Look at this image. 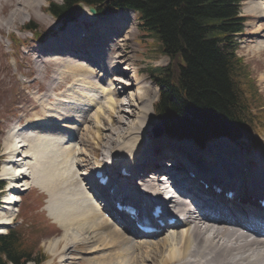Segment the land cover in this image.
Segmentation results:
<instances>
[{
  "label": "bare ground",
  "instance_id": "obj_1",
  "mask_svg": "<svg viewBox=\"0 0 264 264\" xmlns=\"http://www.w3.org/2000/svg\"><path fill=\"white\" fill-rule=\"evenodd\" d=\"M16 1L19 2V7L15 8L13 13L16 16L20 14L21 18L25 12L22 8H25L26 11L33 10L36 6L34 8L32 6L36 5L37 2V0ZM258 3H260L261 8L264 10L261 5L263 1L259 0ZM257 9H260L259 6ZM257 9L256 13L259 14ZM90 16L92 15L85 8L80 14L77 22H75L78 23V25L75 24V26L72 25L68 27L64 35L46 43L43 47L47 45L48 49L56 50L62 56H67V54H64V48L73 52L68 56L73 58L75 62L72 64L66 62L69 65H66V68L64 66V69H70L71 67L78 71L79 81H81L82 84L86 83L94 87L100 84L103 86L100 88V93L105 90V98H108V102L107 105H103L102 110L96 114L93 127L99 128L100 126H97L98 123H100L106 126L104 128L107 132L94 136L93 138L96 140L95 143L97 145L103 140H107L106 142L108 143H114V146L109 148V155L111 154L113 162L118 166V168L111 173L113 177L118 175L121 168H123L122 166L127 167L125 171L128 175H125L120 185H116V197L123 201L131 202L137 208H141L142 204L139 202L135 203V201L138 200L136 196L129 197L128 195L122 194L121 191L125 185L128 189H132V187H141L157 199H159L167 189L170 193L172 203L169 207V212H172L170 215L177 218L179 215H184L185 218L180 219L179 224L176 225V227L178 226L182 229L179 234L174 232V230L177 229H172L173 231L170 230L171 232L165 235H163V233V236L160 235L161 237L159 236L155 241L153 240L154 238H141L139 237L141 234L138 235V231H135L130 225L125 229L118 228L114 222L117 217L113 211L108 209L111 215L108 217L105 216V211L98 203L101 198L104 199L107 197L108 194L106 190H104L105 195L102 197L94 187V184H92L94 178H81L84 175L80 173L77 178L86 181L84 183L85 188L81 183H78L85 195H83L85 206L77 210H79L78 215H81V219L86 226L80 232H83L82 234L84 236L82 235L83 237L79 242L82 243L83 250L85 251L89 249L88 244H90V248L93 249L96 248L94 244L98 242L99 248L93 249L91 251L92 253L103 250L105 245H112V250H109V252L105 253L103 251L101 255L97 254L96 257L91 256L90 258L83 259L84 264H147L157 261L160 264H264V213L262 216L259 212L253 211L248 205H239L236 207L221 206L217 205V203L208 202L204 198L198 206L197 204H192V206L189 205V200L184 201L182 199L183 196L191 194L189 189L185 187L186 181L181 180L178 186L175 184L178 176L182 173L180 169L177 170L175 176L171 173L170 176L162 178L166 181L161 180L160 177L157 176L146 178V176H149L147 174L150 170L164 172L167 168L163 165V159L161 158L156 160L147 158L143 160L149 145L146 144L141 135L145 132L146 122L150 119L148 104L153 100L154 93L151 91L149 85H146L145 88L143 87L142 91L128 93L129 89L131 90L130 87L133 84L137 86L139 81L134 79L132 80L133 82H129L125 79L127 74H129V69H121L123 64L129 60V58H126L127 60L125 59V61L120 59L125 53V41H129V39H133L134 37L131 16L126 11H118L107 16L104 15L99 18L96 27L88 30L84 26V22L89 21L87 18ZM260 30V32H264V28ZM82 32H85L87 36H82ZM120 35L124 38L118 40ZM120 41H122L123 44H121ZM117 44L120 45L116 47ZM77 45L88 49H92L93 47L95 53H92V55L95 56L96 54L98 60H95L92 69L85 66L87 63L85 61L87 60L83 61L82 59H89V57L82 56V52ZM84 54L90 55L91 53L85 52ZM51 55H53L54 58L59 57L57 53ZM37 57L40 61L45 60H43L39 54ZM66 58L68 59V57ZM106 58L107 62L105 63ZM132 62H134V59ZM96 76H100L99 83L91 80L92 77L95 78ZM87 99L86 97V101ZM99 99H101V96ZM61 103L63 104L62 106L67 109L70 107L72 108L71 104H67L66 102ZM126 106L133 107L134 109H126ZM75 108L77 111L80 109L78 107ZM79 111L81 112L80 116L82 115L79 117L80 120L76 118L69 120L71 118H68V122L71 121L69 123L81 121V118H83L84 123L89 121L88 116H85V111L83 109ZM104 113L107 114V117H105ZM127 114L134 116L136 121H134V119L129 121L130 116ZM44 116L36 122L25 124L23 127V129H25L23 131L20 129L19 132L17 129H12L5 135L7 153L10 157L3 162L0 168V176L9 181L7 188L8 196L6 195L3 198L0 208V225L3 227L12 221V216L14 214L13 207L19 199V197L17 198L14 196L15 193L26 191L32 186H37L42 191L44 190L43 186L47 188L43 183V181H45L44 177L42 179L38 175V171L35 170V167L43 164L44 154H47V157H49L51 152H59L62 150L77 157L78 160L76 161V165L79 163H83L84 165V163H86V152L77 151L72 142V140L79 136L78 131L76 132L77 135H74L73 127L75 126H70L66 119L62 120L60 116L56 118H50L48 116H45L48 118H44ZM66 129H69V131ZM90 135L91 136L85 135L87 139L83 140V143L88 146L90 141H93L92 131H90ZM130 136L133 138L132 141L128 139ZM122 138H125V140L122 141ZM160 139H162V137ZM217 141L225 142V145L229 147L227 153L231 154L233 148L231 143L226 139H217ZM183 143L184 146L182 149L176 146L172 147V150L178 153V160L183 161L182 164H180L181 169L184 168L183 165L189 167L187 170L190 168H195V170L199 169L205 176L208 175L206 177L207 180L218 181L224 185H226L227 180L221 174L222 172L225 175L232 174L239 176L243 179L244 184L237 186V194L243 195L245 200H248L250 194L256 195V197L264 195V160L258 163V167L251 168L250 171L245 174L242 173V168L245 166V163L240 165L236 160L230 161L225 158L223 153L220 154V156L216 152L218 156L215 155L214 153L217 147L214 145L209 147V155L207 156L206 152H201L198 155V151L202 150L196 149L190 142L184 141ZM117 155H120L121 158H116ZM190 156L199 158L202 162L197 163L193 160L190 161ZM174 166L176 165L170 164L169 167L173 168ZM98 168L105 170V167L98 163L92 173ZM131 172L135 174H131ZM136 174L141 178L139 182L136 181L138 182L137 185L131 183V180ZM216 175L219 176L217 177ZM24 178H26V180ZM87 185H90V188H86ZM160 185H163V187H160ZM51 191L53 190H47L48 198L47 203L45 201L44 208H46V211L48 210L49 214H47L49 215L48 217L52 218V222H56L58 226L60 225L63 227V230H65L64 218L67 216V211L64 210L63 214L58 211L54 199L55 193L53 194ZM248 203L250 204V201H248ZM5 211L9 213V215L6 214ZM168 231L169 230H166V232ZM55 245L56 242L52 244L53 247H55ZM143 247L144 250H147L145 255L140 256L139 253L137 260L134 261L132 253ZM165 247L168 248L169 253L162 255L161 251ZM75 249L76 252L78 251L80 254H89L85 251L81 252L77 247ZM68 250L69 249L64 250L67 252L66 254H68ZM72 250L75 251L73 248ZM73 258V256H67L63 257L61 260L68 262ZM76 259L82 260V257H76Z\"/></svg>",
  "mask_w": 264,
  "mask_h": 264
},
{
  "label": "rangeland",
  "instance_id": "obj_2",
  "mask_svg": "<svg viewBox=\"0 0 264 264\" xmlns=\"http://www.w3.org/2000/svg\"><path fill=\"white\" fill-rule=\"evenodd\" d=\"M49 1L59 0H37L36 5L32 6L33 8L36 6L33 10L26 11L25 8H22L25 12L21 18L20 14L16 16L13 13L14 9L19 7L18 1L0 0V155L2 156L0 168L3 162L10 157L7 153L5 144V135L7 132L12 129H17L19 132L20 129L23 131L25 129H23L25 124L27 125L29 122H36L41 117L43 118L44 115L50 118H56L60 116L62 120L66 119L67 122L68 118H71L69 120H72L73 118L80 120L79 117L82 115L80 116L81 112L79 110L81 109L85 111V116H88L89 121L84 123L83 118H81V121H77L78 123H69L71 121L68 123L70 126H75L73 127L75 136L77 135L76 132L78 131V138H75L72 140V142L74 143L73 145L77 151L86 152V163H84V165L83 163L76 165V161L78 160L77 157L62 150L59 152H51L49 157H47V154H44L45 156H43V164L35 167V170L38 171V175L42 179L44 177L45 181H43V183L47 188L43 186L44 190L42 191L39 187L32 186L26 191L15 193L14 196L20 197L22 201L18 204H15L13 207L14 214L12 216V221L4 227L0 225V231H5L7 227L18 224L21 220V212L23 211V208L26 212V215L23 218V223L26 222L29 224V221H35L37 219L43 220L44 215L46 229L44 232L43 229L37 231L40 235L38 248H40L46 256V260L44 259L42 264H84L83 259L90 258L91 256L96 257L97 254L101 255L103 251L105 253L109 252V250H112V245H105L103 250L92 253L91 251L93 249L99 248V244L97 242L94 244L96 245V248L92 249L89 246L90 244H88L89 249L87 251L83 250V245L79 241H81L84 235L82 234L83 232H80L83 230L86 224H84L82 221L81 215H78L79 210L77 209H82V206H85V195L83 194V189L78 183H81V185L84 187V183L86 181L82 180L81 178H91L92 171L98 163L103 165L105 168L108 167L109 171L110 167L113 166L111 171H114L116 165L113 162L111 154L109 155V148H112L114 143H108L106 142L107 140H103L99 145H97L95 143L96 140L93 138L94 136H98L107 132L104 128L106 126H103L100 123H98L97 126H100L99 128L93 127L95 124L96 114L101 111L102 106L107 105L108 102V98L99 99L101 90L100 88L103 86L98 84L94 87L93 85H88L86 83L82 84V82L79 81L78 71L71 67L70 69H64V66L66 68V65H69L66 62H70V64L75 62L73 61V58L68 56L70 53L68 49L64 48L63 50L64 54H67V56H62L58 51L48 49L47 45L45 46L46 48L43 47L46 43L64 35L63 31L58 27L56 19L47 15L46 6ZM262 1L263 4L261 5L264 8V0ZM258 2L259 0H240L239 12L246 18V21L244 22V29L242 31L243 34L240 35V45L237 53L243 59L244 64L247 65L251 76L255 78L264 102V32H260V29L264 28V10L261 8L260 3ZM258 6L260 9H257ZM256 9L258 10L259 14L256 13ZM126 12L129 13L132 19L134 37L133 39H129V41H125V53L120 59L125 61L126 58H129V60L126 59L127 61L123 64L121 69H129V74H127V77H125L126 80L129 82H133L132 80L134 79L139 81L137 86L134 84L130 87L131 90L129 89L128 93L142 91V88H145L146 85H149L151 91L154 93L153 100L148 104L150 119L146 122L145 132L143 135H141L146 144L149 145L143 160L147 158H152L153 160L161 158L164 159L163 162L166 163L167 160H165V158L171 159L172 157L176 156L177 151H173L172 147L176 146L182 149L184 146V141L180 142L168 136H162V139H160L161 137H152L151 129L156 121L152 103H154V101L157 99L156 97L158 88L155 85L154 80L152 79L148 70L151 68V66H167L169 63V58L158 51V43L155 39L151 38L150 36H142V33L138 28L136 14L132 11ZM96 17L90 16L87 18L89 21L84 22L86 29L91 30L98 25L101 15H97ZM29 20L33 21L34 24L37 25L38 31L47 37L44 43L35 42L31 38L30 32L22 30V25ZM75 22H77V20L73 23L67 24L63 28L64 31L66 32V29L72 25H78V23ZM13 35L18 41L17 46L15 45ZM120 36L118 40L124 38L122 35ZM5 39L9 41L10 48L4 45ZM120 43L123 44L122 41H120ZM118 45L120 44H117L116 47ZM21 49L27 53L21 52ZM85 50L86 51H82V53L88 52V49ZM53 53L59 54V57L54 58V56L51 55ZM38 54L41 55L43 60H45L40 61L37 57ZM66 57H68V59ZM131 59H134V62H132ZM11 60H13V62H11ZM106 62L107 58L105 63ZM85 66L89 69H92V67H89V63H86ZM23 75H25L27 81H29L28 83H22L18 80L19 76ZM91 80H95V78L92 77ZM86 97L88 98L87 101ZM61 102L71 104L72 108L69 105H67L70 107L68 109L63 107ZM75 107L80 109L77 111ZM128 108L134 109L133 107L126 106V109ZM104 115L107 117L106 113H104ZM127 115L130 116L129 121H132L133 119L136 121L134 116H131L130 114ZM45 116L44 118H48ZM90 131H92V139L94 142L90 141L88 146L83 143V140L87 139L85 135L91 136ZM257 133L258 134L254 141H243L237 145L231 143L233 146L231 154L227 153V151H229V147L225 145V142H218L216 139L207 143L208 145L205 146V149H199L196 147L197 149L202 150L198 151L197 154L199 155L201 152H206V155L208 156L209 147L214 145L217 147V150L214 153L215 155H217V153L219 155L223 153L225 158L230 161L236 160L238 163H240V165L245 163L248 166L250 165L251 168L258 167L257 165L259 162L253 161V157L251 156L256 155L257 159H261L260 161L264 160V122L262 131ZM128 139L129 141L130 139L132 141L133 138L130 136ZM123 140H125V138H122V141ZM190 143L193 145L192 142ZM192 157L189 158L190 161L193 160L197 163L202 162L201 159ZM80 173H82L84 176L78 179L77 176ZM216 176L218 177L219 175ZM4 179L2 176H0V180H3L5 184L9 183V181ZM24 179L26 180V178ZM86 188H90V185H87ZM48 189H52L53 191L51 192L53 194L55 193L54 199L56 201V208L58 211H60L62 214L64 213V210L67 211V216L65 217L64 215V225L66 227L65 230H63V227L60 225L58 226L56 222L53 223V220L51 221L52 218L48 217V210L46 211V208H44L45 201L47 203ZM6 195L8 196V192L5 190L0 195V201H3V198ZM19 210L20 212L18 216H16ZM6 214L9 215L7 212ZM51 224L53 227L50 229ZM180 229L181 228L174 230V232L179 234L182 231V229ZM165 232L166 231H163L154 237L151 236L146 238H154L153 240L155 241V239H158L160 235L163 236L171 231ZM55 242L56 245L53 247L52 244ZM71 242H74L75 244ZM76 247L77 249H80L81 252L85 251L89 254L84 255L80 254L78 251L76 252ZM72 248L75 251H73ZM65 249H69L68 254H66L67 252L64 251ZM146 251L147 250H144V247L142 249L135 250V252L132 253L133 260H137L139 253L140 256H144ZM161 253L162 255L168 254V248H163ZM66 255L73 256L74 258L70 259L68 262H64L61 259H63V257H67ZM76 257H82V260L76 259ZM147 264L160 263L157 261L155 263L151 262Z\"/></svg>",
  "mask_w": 264,
  "mask_h": 264
},
{
  "label": "trees",
  "instance_id": "obj_3",
  "mask_svg": "<svg viewBox=\"0 0 264 264\" xmlns=\"http://www.w3.org/2000/svg\"><path fill=\"white\" fill-rule=\"evenodd\" d=\"M79 3L100 14L136 11L142 36L155 39L168 56L166 67L152 70L159 86L154 113L168 135L203 147L214 137L238 142L262 131L263 98L236 54L245 20L239 0H60L50 2L48 10L64 23L76 18ZM26 28L36 29L31 23ZM29 222L0 234V264L43 262L37 231H45V216Z\"/></svg>",
  "mask_w": 264,
  "mask_h": 264
},
{
  "label": "water",
  "instance_id": "obj_4",
  "mask_svg": "<svg viewBox=\"0 0 264 264\" xmlns=\"http://www.w3.org/2000/svg\"><path fill=\"white\" fill-rule=\"evenodd\" d=\"M81 6L79 5V9L81 10ZM89 10L91 12H95L93 8H89ZM153 133L155 136H159L160 134H163V128H162V125L157 122L154 126H153Z\"/></svg>",
  "mask_w": 264,
  "mask_h": 264
}]
</instances>
